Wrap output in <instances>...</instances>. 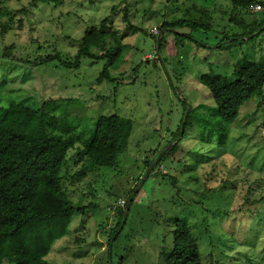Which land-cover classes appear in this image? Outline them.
<instances>
[{
    "label": "rangeland",
    "instance_id": "1",
    "mask_svg": "<svg viewBox=\"0 0 264 264\" xmlns=\"http://www.w3.org/2000/svg\"><path fill=\"white\" fill-rule=\"evenodd\" d=\"M250 1L239 8L231 0H62L33 6L30 0H0V104L57 100L54 111L67 114L78 135L61 170L63 192L74 204H94L74 213L63 233L36 232L42 242L53 234L50 262L164 264L160 252L172 244V224L165 221L171 217L186 221L203 264H264V92L240 106L219 144L223 124L201 77L210 69L231 76L243 57L264 63V7L251 9L264 0ZM105 16L122 44L118 67L109 70L112 80H98L106 59L76 55L83 32ZM177 20L191 25L170 27ZM153 26L156 34L150 33ZM54 52L78 65L25 62ZM109 114L131 120L127 146L114 166L88 169L79 149L97 117ZM165 148L159 165L129 197L145 174L144 160ZM12 251L11 244L2 247L0 264H13Z\"/></svg>",
    "mask_w": 264,
    "mask_h": 264
},
{
    "label": "trees",
    "instance_id": "2",
    "mask_svg": "<svg viewBox=\"0 0 264 264\" xmlns=\"http://www.w3.org/2000/svg\"><path fill=\"white\" fill-rule=\"evenodd\" d=\"M231 1L239 8H247L252 3L250 0ZM38 2L60 5L62 0H30V5ZM259 3L264 7L263 1ZM164 25H168V22L162 27ZM169 25L181 27L191 24L177 20ZM195 26L208 28L202 23ZM6 28L8 25L3 31ZM117 33L109 17L105 16L98 25L83 32L76 47L77 58L83 56L107 60L98 80L114 79L109 70L118 67L116 57L122 45L119 41L121 36ZM4 55L8 56L6 53ZM25 59V62L35 64L57 60L63 66L78 65V60L69 61L56 52L38 56L35 61ZM201 77L214 100L215 112L220 119L218 123L223 124L219 135H216L217 143L223 144L228 127L238 116L240 106L264 92V63L243 57L235 65L231 76L210 69ZM56 102L54 98H47L37 106L19 100H11L7 105L0 104V250L6 244L13 246V264H53L46 258L54 239L53 234L49 241L42 242L36 232L44 228L45 232L55 233L60 229L63 233L74 213H83L94 206L74 204L63 192L61 170L66 165L69 149L78 141V135L75 124L67 114L60 115L54 111ZM189 115L190 110L186 120ZM203 124L204 129L208 128V125ZM131 129L130 119L117 114L98 116L90 138L79 149V154L85 157L86 167L114 166L119 154L127 146ZM213 132L208 128V134L213 135ZM158 150L149 160H144L146 168L157 156ZM165 154L166 151L153 169ZM170 181L174 184L175 177H171ZM136 185L131 189L129 197ZM40 201H44L49 208L45 209L44 203L40 204ZM122 218L123 210L110 233V246ZM165 221L172 224L173 239L170 248L160 252L164 264H203L198 243L191 235L186 221L171 217ZM26 242L29 244L25 245Z\"/></svg>",
    "mask_w": 264,
    "mask_h": 264
},
{
    "label": "water",
    "instance_id": "3",
    "mask_svg": "<svg viewBox=\"0 0 264 264\" xmlns=\"http://www.w3.org/2000/svg\"><path fill=\"white\" fill-rule=\"evenodd\" d=\"M157 45H159V40L157 41ZM159 56V54H158ZM188 113V111H187ZM187 113L185 114V116L187 115ZM186 118V117H185ZM184 118V120H185ZM167 150V148L163 149L162 151H160L157 156L154 158V160L149 164V166L147 167L145 174L142 176V178L139 180L138 184L136 185L135 188V192L139 189V187L142 185V183L144 182V180L147 178V176L150 174V172L152 171L154 165L157 163V161L161 158V156L164 154V152ZM135 194V193H134ZM130 203H131V199L126 202L124 210H123V218H122V223L121 225L124 224L125 219L127 217L128 211H129V207H130Z\"/></svg>",
    "mask_w": 264,
    "mask_h": 264
},
{
    "label": "built area",
    "instance_id": "4",
    "mask_svg": "<svg viewBox=\"0 0 264 264\" xmlns=\"http://www.w3.org/2000/svg\"><path fill=\"white\" fill-rule=\"evenodd\" d=\"M251 9H252V11H260V10H262L263 8H262V5H261L260 3H256V4H253V5L251 6ZM156 32H157V27H156V26H153V27L150 29V33L156 34ZM120 203H123V200L120 201Z\"/></svg>",
    "mask_w": 264,
    "mask_h": 264
},
{
    "label": "crops",
    "instance_id": "5",
    "mask_svg": "<svg viewBox=\"0 0 264 264\" xmlns=\"http://www.w3.org/2000/svg\"><path fill=\"white\" fill-rule=\"evenodd\" d=\"M253 12H255V11H253ZM256 12H257V11H256ZM256 12H255V13H256Z\"/></svg>",
    "mask_w": 264,
    "mask_h": 264
}]
</instances>
